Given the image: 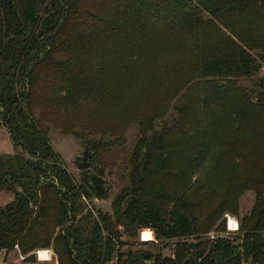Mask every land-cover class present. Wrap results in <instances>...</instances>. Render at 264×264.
<instances>
[{
    "label": "trees",
    "instance_id": "obj_1",
    "mask_svg": "<svg viewBox=\"0 0 264 264\" xmlns=\"http://www.w3.org/2000/svg\"><path fill=\"white\" fill-rule=\"evenodd\" d=\"M263 8L264 0H0V126L14 148L0 154V191L14 197L0 206V252L18 250V264H40L34 252L50 248L57 264H264V61L250 52L257 36H244ZM212 20L240 33L217 39ZM170 43L185 57L159 74ZM135 69L154 95L133 121L112 212H93L85 200L108 198L100 174L68 173L34 110L40 101H113V85ZM248 190L240 242L203 240L225 230L223 215H238ZM150 228L160 244L175 240L171 255L142 241L146 248L121 251L123 234Z\"/></svg>",
    "mask_w": 264,
    "mask_h": 264
},
{
    "label": "rangeland",
    "instance_id": "obj_2",
    "mask_svg": "<svg viewBox=\"0 0 264 264\" xmlns=\"http://www.w3.org/2000/svg\"><path fill=\"white\" fill-rule=\"evenodd\" d=\"M260 17L250 19V24H244L248 27L244 32V36L248 38V33L252 32L257 36L259 44L256 48L250 50L253 56L264 61V8L260 11ZM214 21V20H212ZM208 23V22H206ZM212 28L209 31L214 32L215 38L220 39L230 36L235 39V33H238V28L234 29V34L229 27L222 25L221 22L214 21L211 24ZM246 28V27H245ZM208 31V32H209ZM240 33V32H239ZM211 34V35H214ZM185 57L184 47H174L172 43L166 46L164 54L159 61V72L161 74L166 67L176 66ZM158 70V71H159ZM135 75L129 79L127 83L114 84L113 93L117 96L113 101L105 104H80L79 106L57 107L53 103L45 101L38 102L35 107V117L41 122L42 127L47 130L50 145L55 152L58 153L63 167L75 179L78 178L79 172L77 170L76 160L79 161L82 152L84 151V144L87 143L96 148L97 152L89 158L91 174H100V178L107 188V199H93L91 202L85 200L87 207L92 210H101L103 212L111 213V202L116 196V192L126 184L127 172L129 168V156L134 147V142L137 137L136 123L133 122L138 116L140 109L144 108L146 102L151 95H154V90L146 89L144 78L141 77L143 69L134 70ZM133 73V74H134ZM132 74V75H133ZM139 75V76H138ZM258 77L264 76V62L258 72ZM149 78V77H147ZM155 80V79H154ZM149 90V92H148ZM49 96H52L51 94ZM146 100V101H145ZM90 152H93V149ZM14 148L9 139V134L3 127L0 126V154H12ZM14 197L10 192L0 191V206H4L12 202ZM254 202V193L252 191L245 192L239 199L238 208L239 214L234 215L225 213L224 231H210L202 239L215 241L218 238L227 239L231 242H240L238 236L239 218L249 213ZM235 220L237 228L233 230L228 229L227 220ZM120 230H122L120 228ZM138 237H127L125 234L121 237V251H126L134 248H146L144 245L138 244L142 240L141 232ZM149 230H152L151 228ZM153 231V230H152ZM154 238V234H153ZM175 240H167L162 244L155 241V238L150 241H142L145 243L153 242L163 256L171 255L173 243ZM152 246V244H150ZM39 250V249H37ZM51 258L47 261H38L40 264H57L54 252L52 249ZM21 261V256L18 250L5 253L0 252V264L15 263ZM150 264V263H148Z\"/></svg>",
    "mask_w": 264,
    "mask_h": 264
},
{
    "label": "built area",
    "instance_id": "obj_3",
    "mask_svg": "<svg viewBox=\"0 0 264 264\" xmlns=\"http://www.w3.org/2000/svg\"><path fill=\"white\" fill-rule=\"evenodd\" d=\"M227 225L229 230H233L237 228L235 220H227ZM142 241H150L153 240V231L149 229H145L141 232V238ZM40 252L43 253L42 257L39 256ZM35 258L37 261H47L51 258V251L49 249H39L34 252ZM22 258V256H21Z\"/></svg>",
    "mask_w": 264,
    "mask_h": 264
},
{
    "label": "water",
    "instance_id": "obj_4",
    "mask_svg": "<svg viewBox=\"0 0 264 264\" xmlns=\"http://www.w3.org/2000/svg\"><path fill=\"white\" fill-rule=\"evenodd\" d=\"M92 156V152H90V147L84 144V151L81 154V157L76 160L77 170L82 172V170H87L90 167L89 158Z\"/></svg>",
    "mask_w": 264,
    "mask_h": 264
},
{
    "label": "bare ground",
    "instance_id": "obj_5",
    "mask_svg": "<svg viewBox=\"0 0 264 264\" xmlns=\"http://www.w3.org/2000/svg\"><path fill=\"white\" fill-rule=\"evenodd\" d=\"M42 255H43V253H42V252H40L39 256H40V257H42Z\"/></svg>",
    "mask_w": 264,
    "mask_h": 264
}]
</instances>
